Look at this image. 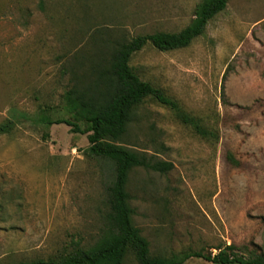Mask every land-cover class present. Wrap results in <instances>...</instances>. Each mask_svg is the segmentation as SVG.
Listing matches in <instances>:
<instances>
[{"label":"rangeland","instance_id":"obj_1","mask_svg":"<svg viewBox=\"0 0 264 264\" xmlns=\"http://www.w3.org/2000/svg\"><path fill=\"white\" fill-rule=\"evenodd\" d=\"M201 0H0V264L58 259L107 224L111 165L87 152L64 95L116 41L177 33ZM130 67L211 132L145 98L124 145L172 164L135 169L132 222L151 256L232 246L264 257V0H229L189 46L147 44ZM122 264H138L128 252ZM183 264H213L190 258Z\"/></svg>","mask_w":264,"mask_h":264},{"label":"trees","instance_id":"obj_2","mask_svg":"<svg viewBox=\"0 0 264 264\" xmlns=\"http://www.w3.org/2000/svg\"><path fill=\"white\" fill-rule=\"evenodd\" d=\"M228 1L201 0L195 8L194 19L179 32H157L116 41L110 45L107 57L89 61L88 67L81 74V85L74 84L64 95L67 109L76 121L84 122L86 127L81 130L74 121L64 119L49 121L47 124H65L71 127L72 132L87 135V152L111 165L106 227L89 247L76 248L58 259L16 264H122L128 252L133 253L138 264H183L190 258L203 259L213 264H264V257L237 255L232 252V246L214 255L195 251L170 258L151 256L148 242L133 225V209L127 192L131 171L143 169L164 174L172 169V164L157 161L145 152L124 145L128 126L145 98L173 110L178 120L197 135L204 138L211 136V132L196 119L181 112L177 103L166 97L161 90L142 81L129 65L131 56L147 44L160 52L189 46L203 34L208 21L226 8ZM12 130L11 121L0 123V135Z\"/></svg>","mask_w":264,"mask_h":264}]
</instances>
